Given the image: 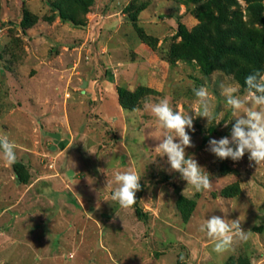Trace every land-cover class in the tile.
I'll return each instance as SVG.
<instances>
[{
    "label": "rangeland",
    "instance_id": "1",
    "mask_svg": "<svg viewBox=\"0 0 264 264\" xmlns=\"http://www.w3.org/2000/svg\"><path fill=\"white\" fill-rule=\"evenodd\" d=\"M53 1L77 23L54 14ZM203 3L0 0V134L15 144L27 175L18 181L0 150V264H264V164L247 152L239 161L216 157L209 140L230 136L221 133L231 125L192 112L199 107L193 87L207 83L217 116L233 119L218 84L239 83L221 70L203 74L195 60L169 61L180 24L214 29L220 12ZM223 3L222 27L239 25L247 38L264 40L255 10L260 4L264 17V0ZM23 7L37 17L25 30ZM118 86L142 93L133 108L119 104ZM165 98L195 117L186 153L210 174L208 190L188 185L155 149L166 130L150 108ZM129 170L141 190L121 208L104 188ZM224 188L232 194L222 195ZM180 195L195 201L187 221L176 206ZM212 215L240 219L249 239L234 236L216 253L199 230Z\"/></svg>",
    "mask_w": 264,
    "mask_h": 264
},
{
    "label": "clouds",
    "instance_id": "2",
    "mask_svg": "<svg viewBox=\"0 0 264 264\" xmlns=\"http://www.w3.org/2000/svg\"><path fill=\"white\" fill-rule=\"evenodd\" d=\"M245 85L244 94L241 95L239 84H218L220 95L225 98V106L231 109L233 119L221 120L217 116L207 83L193 87L199 107L192 112L195 117L206 118L208 124L215 119L216 125L221 121H225V127L231 125L230 136L209 140V150L216 157L239 161L247 152L250 162L261 165L264 164V72L257 70L248 74ZM150 110L166 130L155 149L162 153V157H167L170 171L180 173L181 178L197 191L208 190L212 184L210 174L194 156L186 153V148L194 146L187 130H194L195 117L174 110L166 98L152 104ZM15 147L7 134H0V150L9 163H15L18 159ZM99 171L104 172V169ZM140 180L141 177L134 171L118 172L114 180L107 179L104 189H112L111 199L121 208H127L136 202V193L141 190ZM113 183L116 185L114 188ZM116 215L119 216L117 212ZM199 230L215 242L213 250L216 253L228 250L234 236L246 242L251 233V230L242 229L240 219L229 220L218 215L206 218Z\"/></svg>",
    "mask_w": 264,
    "mask_h": 264
},
{
    "label": "trees",
    "instance_id": "3",
    "mask_svg": "<svg viewBox=\"0 0 264 264\" xmlns=\"http://www.w3.org/2000/svg\"><path fill=\"white\" fill-rule=\"evenodd\" d=\"M191 1L204 2L203 0ZM224 1L229 0H208L202 4L208 9L216 8L220 12L221 17L214 24L213 30L207 23H201L192 30H188L181 24L178 26L176 36L181 37V41L171 46L169 61L173 64L176 60H195L203 74L209 75L215 70L233 74L241 88L245 89V77L251 72L260 71L261 69L264 40L254 41L252 38H247L246 34H241L239 25L222 27L221 23L227 22L225 14H222ZM51 6L55 10L54 14H58L62 20L77 23L75 14L62 9L60 1H53ZM255 10L258 13L259 21L264 24V17L260 14V4L256 5ZM36 18L34 14L23 7L20 21L21 28L23 30L27 29L35 23ZM141 95L142 93H139V91L129 92L122 86L117 87L118 102L124 108H133ZM213 130L215 129L212 127ZM221 134H230L229 127ZM13 168L18 181L26 183L27 175L22 171V165L19 162H15L13 163ZM220 193L224 196L232 194L228 188L222 189ZM176 206L182 219L187 221L194 209L195 201L180 195L176 200ZM135 211L138 215H144L137 207H135Z\"/></svg>",
    "mask_w": 264,
    "mask_h": 264
},
{
    "label": "water",
    "instance_id": "4",
    "mask_svg": "<svg viewBox=\"0 0 264 264\" xmlns=\"http://www.w3.org/2000/svg\"><path fill=\"white\" fill-rule=\"evenodd\" d=\"M56 137H58V136H56ZM71 173V171H68V174H70Z\"/></svg>",
    "mask_w": 264,
    "mask_h": 264
}]
</instances>
